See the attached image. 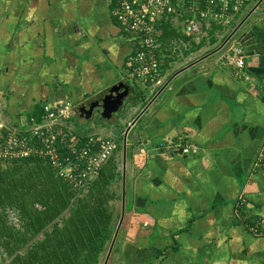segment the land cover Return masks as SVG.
Segmentation results:
<instances>
[{"label": "crops", "instance_id": "0c3cea01", "mask_svg": "<svg viewBox=\"0 0 264 264\" xmlns=\"http://www.w3.org/2000/svg\"><path fill=\"white\" fill-rule=\"evenodd\" d=\"M117 1L0 0V146L7 130L69 101L74 132L117 145L98 175L120 204L98 264H264V168L254 167L264 140V0L247 2L222 32L175 30L158 49L154 83L131 76L132 35L113 14ZM178 42L195 47L175 65ZM235 45L247 79L228 62ZM117 83L127 92L109 114L87 104Z\"/></svg>", "mask_w": 264, "mask_h": 264}, {"label": "built area", "instance_id": "2783aa9c", "mask_svg": "<svg viewBox=\"0 0 264 264\" xmlns=\"http://www.w3.org/2000/svg\"><path fill=\"white\" fill-rule=\"evenodd\" d=\"M184 2V1H183ZM184 6L172 0H118L113 14L123 31L132 35V53L128 63L131 76L154 82L161 68L157 51L161 46L163 22L172 21L183 34L196 36L208 30L212 22L233 20L241 0H196ZM205 2V3H204ZM204 4V5H203ZM200 5L205 6L200 10ZM236 68L235 75H244L243 50L234 46L229 61ZM150 79V80H149ZM74 106L67 101L45 113L41 119L31 118L26 129L11 128L2 137L0 161L37 157L48 163L55 174L75 192L95 180L103 165L112 157L116 140L99 135L80 136L70 127L68 118ZM184 149L188 153L192 148ZM255 169L264 168V140L254 163Z\"/></svg>", "mask_w": 264, "mask_h": 264}, {"label": "trees", "instance_id": "16d2710c", "mask_svg": "<svg viewBox=\"0 0 264 264\" xmlns=\"http://www.w3.org/2000/svg\"><path fill=\"white\" fill-rule=\"evenodd\" d=\"M172 1L184 6L193 3L197 7L196 0ZM241 1L234 18L250 0ZM203 5L198 8L204 9ZM231 22H212L208 31L222 32ZM173 24L172 21L163 22L160 42L173 35ZM31 118L37 119L35 115L29 120ZM103 181L97 177L91 182L90 196L75 204L72 202L75 191L55 174L46 161L31 156L0 161V247L11 256L29 244V249L16 253L9 264H98L115 227L110 203L116 194L109 190L111 180ZM8 207L15 208L21 215L22 229H14L8 224ZM58 221L61 223H56ZM51 223L50 232H46ZM44 231L47 234L45 239L30 244L33 237Z\"/></svg>", "mask_w": 264, "mask_h": 264}, {"label": "rangeland", "instance_id": "374dc122", "mask_svg": "<svg viewBox=\"0 0 264 264\" xmlns=\"http://www.w3.org/2000/svg\"><path fill=\"white\" fill-rule=\"evenodd\" d=\"M206 41V40H205ZM207 42L209 43V46H210V44L212 43L211 42V38H209L208 40H207ZM228 41H226L225 43H227ZM194 45V44H193ZM193 45H191V44H185L184 43V45H182L181 44V42L179 43H177L176 45H173L172 47H171V50L174 48V50H175V53L174 54H170V58H169V61L168 62H174V61H177V62H175V63H173V64H185V62H186V60L185 59H183L182 60V56H183V53H184V51H186V48H190V49H192V48H194L195 46H193ZM209 46H207V47H209ZM204 48V47H203ZM169 49V48H168ZM218 49H222V46H220ZM171 53V52H170ZM191 58V57H190ZM228 58H229V56H228ZM180 59V60H179ZM163 64V63H162ZM174 65V66H175ZM173 66V67H174ZM161 68H162V65H161ZM161 68H160V70H161ZM160 72V71H159ZM158 77V76H157ZM162 76H160L159 78H161ZM142 80H147V79H145V78H141ZM150 80V79H149ZM154 82H156V80L154 81ZM154 82H152V83H154ZM164 82V81H163ZM162 84H164V83H162ZM117 113V112H116ZM116 113H114V114H116ZM112 131V130H111ZM120 134V133H119ZM117 135V134H116ZM119 137H121V136H118L117 135V139L119 138ZM120 139V138H119ZM128 140H127V142L129 141V137L127 138ZM130 140H132V138H130ZM123 138H122V141H120V142H122V145H123ZM119 142V141H118ZM120 148V146H118V150H120L119 149ZM94 181V180H93ZM111 182H112V180H111ZM91 187H92V183L90 182L89 184H86L85 186H84V188H82L81 190H78V191H76L75 193H76V195L72 198V202L73 203H75V204H77V203H79V202H81L82 200H84V199H87L90 195H88L89 194V192L91 191ZM119 202H115V203H113V202H111L110 203V206L112 207V210H113V214H116V215H114V219H113V223L116 225V223H118V217H119V208H118V206H120V204H118ZM38 205V204H37ZM36 205V206H37ZM38 208L40 207L39 205L37 206ZM118 209V210H117ZM117 210V211H116ZM11 213L9 214V216H10V226H12V227H14V229H17V230H19L21 227H22V225H23V222H22V219H21V215L20 214H17V211L15 212V210H11L10 211ZM63 216H65V214H63ZM56 223H58V224H60L61 223V221H58V222H56ZM52 225H53V223H51V224H49V226L45 229V231L46 232H50V230H51V227H52ZM41 232V233H39L37 236H35V237H33V239H32V243L30 242V244H32L33 245V243L34 242H40V240L42 241L43 239H45V237L44 236H47V234H46V232ZM36 242V243H37ZM106 246H107V244H106ZM105 246V248L103 249V252H102V254H104V252L106 251V247ZM29 249V244L28 245H26V246H24V248L22 249V253H24L25 251H27ZM101 254V255H102ZM9 262H10V260H0V264H9Z\"/></svg>", "mask_w": 264, "mask_h": 264}, {"label": "water", "instance_id": "95a60500", "mask_svg": "<svg viewBox=\"0 0 264 264\" xmlns=\"http://www.w3.org/2000/svg\"><path fill=\"white\" fill-rule=\"evenodd\" d=\"M122 91L127 92L126 85L124 83H117L107 88L102 93L98 94L96 98L90 100L89 102H87V104L92 107H97L98 111H100V106L102 105L104 109L103 115H107L112 110L118 107V104L120 103L121 100L120 96Z\"/></svg>", "mask_w": 264, "mask_h": 264}]
</instances>
